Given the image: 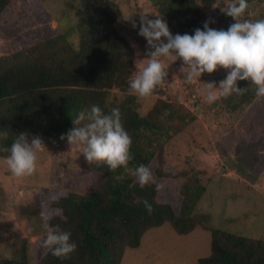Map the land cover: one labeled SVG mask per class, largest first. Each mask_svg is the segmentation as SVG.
I'll list each match as a JSON object with an SVG mask.
<instances>
[{
	"label": "trees",
	"instance_id": "trees-1",
	"mask_svg": "<svg viewBox=\"0 0 264 264\" xmlns=\"http://www.w3.org/2000/svg\"><path fill=\"white\" fill-rule=\"evenodd\" d=\"M150 1L190 29L199 26L204 7L218 2ZM71 2L80 5L77 48L71 32L59 26L46 38L25 37L12 53L0 54V157H13L27 133L41 128L75 137L98 124L112 145L109 157L94 165L89 189L61 191L51 201L41 195L18 207L20 218H39L50 231L37 240L35 264H121L127 248L139 247L149 229L164 223L181 235L197 227L211 232L212 252L197 264H264V239L211 226L210 216L196 211L206 190L202 179L165 158L166 144L197 117L178 98L157 99L146 115L140 113L145 90L134 82L136 50L115 26L123 18L116 0ZM250 3L238 0L221 11L226 33L241 34L248 43L254 34L235 21ZM45 11L44 0H0V26L34 24ZM225 101L230 111L249 107L241 122L251 134L245 140L264 136V90L246 87ZM237 131L234 143L242 135ZM14 254L0 257V264H30L27 240Z\"/></svg>",
	"mask_w": 264,
	"mask_h": 264
},
{
	"label": "rangeland",
	"instance_id": "rangeland-1",
	"mask_svg": "<svg viewBox=\"0 0 264 264\" xmlns=\"http://www.w3.org/2000/svg\"><path fill=\"white\" fill-rule=\"evenodd\" d=\"M237 1L204 7L199 26L190 29L160 14L150 0H116L123 18L115 26L137 53L134 82L145 90L139 95L140 113L146 115L157 99L178 98L197 117L165 146L172 165L197 174L206 186L196 211L208 214L213 227L264 239V136L245 140L251 134L241 122L249 107L230 111L225 101L246 87L264 90V0H251L235 21L254 34L249 43L241 34H227L221 19V11ZM44 5L34 24L0 26L1 55L12 53L25 37L46 38L59 26L71 32L78 47L74 26L80 5L71 0H44ZM262 124L263 119L260 132ZM95 127L75 137L45 128L28 132L13 157H0V257H14L15 246L27 240L29 262L36 263L37 240L50 231L39 218H20L18 207L41 195L51 201L61 191L89 189L94 165L112 149L107 130ZM236 129L242 135L234 143ZM211 252L209 230L197 227L181 235L164 223L149 229L139 247L127 248L121 264H197Z\"/></svg>",
	"mask_w": 264,
	"mask_h": 264
},
{
	"label": "water",
	"instance_id": "water-1",
	"mask_svg": "<svg viewBox=\"0 0 264 264\" xmlns=\"http://www.w3.org/2000/svg\"><path fill=\"white\" fill-rule=\"evenodd\" d=\"M223 173H224V170H223Z\"/></svg>",
	"mask_w": 264,
	"mask_h": 264
}]
</instances>
